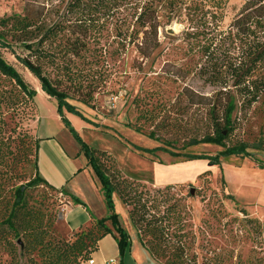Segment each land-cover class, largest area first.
<instances>
[{"label":"rangeland","instance_id":"374dc122","mask_svg":"<svg viewBox=\"0 0 264 264\" xmlns=\"http://www.w3.org/2000/svg\"><path fill=\"white\" fill-rule=\"evenodd\" d=\"M224 1L221 27L226 29L247 0ZM21 12L20 0H0V20ZM189 12L181 6L169 19H162L161 46L149 60H142L130 48L119 61L106 63L114 67V72L100 81L90 106L69 100L87 120L67 110L64 114L84 147L104 153V170L126 201L118 191L113 193L116 213L139 264H164V260L155 258L141 243L144 233L139 227L144 222H137L140 214L134 212L135 205H145L148 213L144 221L162 218L168 209L175 212L170 217L179 216L184 230L171 226L166 232L169 239L185 234L192 253L204 264H264V166L259 165L264 162V102L236 112L239 120L225 140L226 147L246 144L252 157L224 156L220 153L226 147L193 144L213 131L206 121L209 108L204 102L211 101L216 89L192 76L174 83L167 74L178 67L189 69L197 61L188 54V42L183 39L185 32L194 31L192 27L199 22L198 17L191 21ZM0 53L38 92L32 103L18 110L9 108L4 100L0 103V149L10 145L14 150L22 142L24 151L23 165L15 169L16 173H11L10 158L3 166L2 171L9 177L3 195L10 201L14 187L26 184L35 173V135L63 142L71 153H80V161L86 156L62 121L56 100L40 92L38 80L18 60L17 54L25 55L23 49L0 47ZM186 85L198 94L194 104L188 97L179 96ZM11 90L10 81L0 77L3 97ZM200 96L207 101L196 104ZM152 132L154 138L150 136ZM40 142L39 139L38 151ZM190 155L199 158L188 159ZM66 201L44 186L27 190L28 210L43 214L52 237L71 240L74 234L63 219ZM5 204L0 205V219L6 213ZM149 239L148 235L144 237L146 243ZM13 243L17 249L15 259L0 243V264H29L32 260L40 263L35 254L24 256L22 238Z\"/></svg>","mask_w":264,"mask_h":264},{"label":"trees","instance_id":"16d2710c","mask_svg":"<svg viewBox=\"0 0 264 264\" xmlns=\"http://www.w3.org/2000/svg\"><path fill=\"white\" fill-rule=\"evenodd\" d=\"M20 1L21 13L0 20V47L23 49L25 55L17 54L18 60L38 80L43 93L56 100L62 121L82 145L102 185L109 215L103 219L91 216L90 224L73 231L71 240L52 237L44 225L43 214L29 211L27 205V190L31 188L44 186L60 194L38 173L39 140L34 136L35 173L26 184L14 187L10 201H6L3 195L5 182L9 178L2 171L3 166L10 158L13 162L11 173H16L15 169L23 165L24 151L22 142L14 150L10 145H7V149H0V205L6 203L5 216L0 219V243L13 254V259L17 255L13 241L22 238L24 256L35 254L39 264H83L92 259L99 242L112 233L106 225L110 221L118 234L122 258L130 246V239L120 224L113 202V193L118 191L123 199L122 192L104 170L101 159L104 153L84 147L66 119L65 110L87 120L69 100L90 106L93 95L101 86L100 81L114 72V67L106 63L119 61L130 48H134L142 60L152 58L161 46L159 31L163 27L162 19H169L182 6L190 11L188 16L191 21L198 17V25L192 27L195 30H187L183 35L184 41L188 42V54L197 57V61L189 69L178 67L173 72L167 71V74L174 83L184 82L192 76L216 89L211 101L204 102L209 108L206 121L213 131L202 139H195L193 144L207 143L225 148L227 134L234 131L235 123L239 120L235 113L248 111L264 102V0H247L226 29L221 27L224 0ZM0 77L12 84V90L5 93V98L0 92V103L4 100L9 108L18 110L32 103L38 95L37 90L1 53ZM182 95L188 97L192 104L198 98L189 85L183 87L179 96ZM199 98L196 104L207 101L203 96ZM154 134L152 132L150 136L154 138ZM220 154L252 157L244 143L226 147ZM195 158L199 157L188 156V159ZM213 161L216 163L218 159ZM259 165L264 166V162ZM72 200L75 204H82L76 197H72ZM133 210L140 214L137 222H144L139 227L140 232L144 233L141 243L155 258L163 259L164 264H204L196 253H192L191 243L186 240L185 234H179L176 240L169 239L166 232L170 231L171 226L176 225L177 229L184 230L179 216L170 217L175 212L168 209V214L162 218L144 221L148 213L145 205H135ZM147 235L151 239L146 243L144 237ZM29 264L38 262L32 260Z\"/></svg>","mask_w":264,"mask_h":264},{"label":"crops","instance_id":"0c3cea01","mask_svg":"<svg viewBox=\"0 0 264 264\" xmlns=\"http://www.w3.org/2000/svg\"><path fill=\"white\" fill-rule=\"evenodd\" d=\"M40 92L43 93L42 90ZM36 138L41 140V149L38 151V173L67 199L63 219L68 230L73 232L88 226L91 216L97 219L106 218L109 213L105 199L101 197L102 185L87 157H83L84 159L80 161L79 152L71 153L63 142L60 144L51 141L52 137L36 136ZM72 197L81 200L82 204H75ZM106 225L112 233L99 242L98 250L92 255L93 264H108L111 260L116 264H139L132 256L131 242L122 258L120 257L118 234L110 221Z\"/></svg>","mask_w":264,"mask_h":264},{"label":"built area","instance_id":"2783aa9c","mask_svg":"<svg viewBox=\"0 0 264 264\" xmlns=\"http://www.w3.org/2000/svg\"><path fill=\"white\" fill-rule=\"evenodd\" d=\"M88 262L90 264H93L94 263L93 259L89 260ZM108 264H116V263L113 260H111Z\"/></svg>","mask_w":264,"mask_h":264},{"label":"water","instance_id":"95a60500","mask_svg":"<svg viewBox=\"0 0 264 264\" xmlns=\"http://www.w3.org/2000/svg\"><path fill=\"white\" fill-rule=\"evenodd\" d=\"M191 193L193 194L194 193V190H192Z\"/></svg>","mask_w":264,"mask_h":264}]
</instances>
